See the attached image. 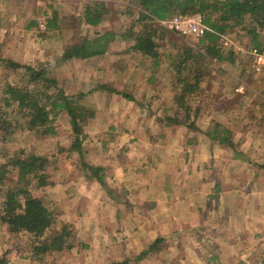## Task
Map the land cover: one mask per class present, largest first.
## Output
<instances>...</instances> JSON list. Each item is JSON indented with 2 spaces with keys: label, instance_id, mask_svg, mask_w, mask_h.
<instances>
[{
  "label": "rangeland",
  "instance_id": "1",
  "mask_svg": "<svg viewBox=\"0 0 264 264\" xmlns=\"http://www.w3.org/2000/svg\"><path fill=\"white\" fill-rule=\"evenodd\" d=\"M94 4H103L106 9L102 23L97 27L81 24L79 18L83 14L82 11L86 6ZM135 11L127 0H0V124L3 127L0 129V166L5 165L8 179L4 185H0V210L3 201L2 192L9 188L11 180L16 179V171L9 165V156H20L23 153L44 157L48 161L45 166L48 183L37 186L36 181H32L28 189L32 196L40 198L54 214L55 227L60 228L65 224L69 227L67 231L75 237L70 250L40 256L33 254L34 239L31 236L21 233L9 234L7 228L0 225V258H5L7 264L72 263V254L76 252L75 257H78V253H85L87 250L82 248L81 244L89 241L87 234L78 235L75 225L72 224V221L80 222L82 209L88 214L85 218L87 221H93L92 217L100 216L101 232L92 234L94 243L118 242L119 238L104 229L105 226L110 225L115 228L110 220V208L106 207L100 215V207L106 197L116 202L120 208L136 211L151 210L150 214H140L141 219H138L142 220L143 224H149L148 221L155 225L163 222L166 226L165 222L169 221L171 216V201L163 208L165 215L160 208L163 217L154 215L153 210L159 208L158 202L151 200L154 195H158L155 192L158 186L154 180L157 182L156 179L161 178L169 181L173 165L176 168L178 163L177 169L186 172L183 158L186 153L175 149L183 147L188 138H193L189 132L192 130L187 129V125L194 123L193 128L196 133L200 130L212 132L214 125L219 123L232 132V141L235 144V138L241 129L250 131L254 128L248 120L255 115L254 112L264 114V72L252 74L249 57L244 55L241 58L234 49H222L223 61L208 55L198 57L195 66L190 67L200 72L201 77L197 91L186 98V101H189V111L172 106V102L182 94V85H179L171 67L174 61H170L168 57H174L173 60L176 62L177 57L182 55L184 47H191L204 53L203 44L200 43V39L195 41L175 31L157 27V35L154 39L164 58H159L157 65L150 59H142V56L132 49L133 42L123 40L121 37L130 36L129 29L137 18ZM54 13L58 16L56 30L48 29L46 25L47 20L51 19ZM248 23L247 19L226 31V35L230 36L234 43L237 42V48L244 47L246 50L253 48L250 35H246L244 29ZM138 30L139 26L132 31ZM107 32L113 34L107 49L108 53H111L110 56L106 55L107 57H102L99 61L94 57L87 60H62L61 55L67 47ZM260 41L264 44V31ZM5 60L15 62L22 67L43 68L47 77L57 82L58 87L49 91L51 95L57 93L59 88L65 95L77 100L76 110L81 131L78 140L81 142L83 152L81 159L75 152H69L75 135L70 123L71 118L66 112L57 111L56 116L52 117L51 126L54 135H40L26 129L24 119L15 107L5 106L8 98L5 94V86H23L27 77L23 69L15 71L8 69ZM188 69L189 67L183 70L182 77L189 76ZM192 78L191 75V80ZM240 85L245 89L242 93H237L236 89ZM116 92L131 96L140 106L121 100L120 94ZM197 110L198 115L194 117V112ZM126 112L130 114L129 117L127 114V117L120 115ZM134 112L137 117H132ZM169 116L178 118L181 125L169 124L165 120ZM241 116L248 121L242 120ZM123 130H126L124 134ZM148 131L150 133H147ZM90 144L92 147L110 149V153L104 154L106 156L104 159L110 164L114 160L112 158L122 149L121 154L127 157L132 168L126 175L130 185L107 183L112 194L109 197L106 190L98 184L82 183L83 181L80 180L82 176L79 174L82 171L80 163L81 160L86 163L84 154L86 155V148ZM199 145L203 149L208 147V143L204 142H200ZM225 150L217 153L216 159L210 160L205 154L204 158L207 162H204V165H210L211 161V167H208L206 173L202 170L196 171L198 182L205 176L209 177V181L202 186L204 188L208 184L211 186V196H214L217 190L220 191L221 183L218 184V181L230 174L233 175L228 163L221 171V166L218 165L220 162L214 164L212 162L221 159L232 162L234 157H238L234 154V149ZM262 161L264 162L263 159ZM248 171L250 172L249 169ZM242 172L246 170L243 169ZM214 184L217 186L212 189ZM141 188L142 190L145 188L141 196L140 193H134L136 189L141 190ZM83 195L90 196L91 199L87 201ZM202 197L195 199V208L204 205ZM206 205L210 214L207 212L205 222L200 223L201 227L197 226L189 231L191 238L187 236L188 238L176 239L175 236H171L162 244H158L155 251L165 253L162 256L165 258L178 255L182 260L189 259L188 264H228L226 261L230 259L229 257L235 256L232 249H235L236 245L233 239L235 232L226 230L225 228L229 227H225L215 215L213 209L218 205L215 198L206 201ZM133 212H128L126 216L133 215ZM179 212L184 213L182 209ZM129 218L125 224L130 227L132 223L129 222ZM147 226L144 225V228L146 229ZM168 227L173 228L168 231L171 233L174 227L172 225ZM129 230H126L128 235L131 234ZM159 231L157 230L155 234ZM146 232L151 234H147L149 237L154 238L155 234L152 230ZM239 236L240 233H237L235 238ZM156 240L157 238L153 243ZM67 242H70L69 238ZM179 244L182 246L181 249L175 247ZM241 245L242 249L238 252H241L240 257L243 261L232 264H257L264 260V244L257 246L256 239L252 241L246 239ZM137 257L138 253L131 255L130 258H126L129 262L125 263L144 261L145 264H152L150 258L145 259L146 256L140 259Z\"/></svg>",
  "mask_w": 264,
  "mask_h": 264
},
{
  "label": "trees",
  "instance_id": "2",
  "mask_svg": "<svg viewBox=\"0 0 264 264\" xmlns=\"http://www.w3.org/2000/svg\"><path fill=\"white\" fill-rule=\"evenodd\" d=\"M137 12V18L133 26L129 29L130 36L122 35L123 40L133 42L132 49L138 52L144 59H150L157 65L159 58L163 57L159 52V46L155 41L157 27H161L157 21H164L177 15H199L201 22L210 27L215 33L205 32L200 38L203 44V52L191 47L182 48L183 53L175 60L170 58L171 67L179 85H182L181 95L176 101L172 102L179 109L189 111V101H186L188 95L195 93L198 89L201 73L192 70L196 59L200 56L208 55L223 61L221 56L220 37L218 35L226 34V31L244 21L249 20L245 27L246 35H250V42L253 48L259 52L264 51V44L260 41V36L264 31V0H127ZM106 9L103 4H94L86 6L83 14L79 18L81 24L91 27H97L103 21ZM58 16L53 14L51 19L47 20V28L56 30ZM139 26V30L132 31ZM157 28V29H156ZM163 28V27H161ZM113 38L111 32L98 35L89 40H82L79 44H73L67 47L61 58L63 61L87 60L93 57H99L106 53L110 41ZM7 68L15 71L23 69L27 75L26 84L23 86L7 85L5 94L7 95L5 106L15 107L26 124V129L35 131L40 135H54L51 126L52 117L55 112L64 111L71 118V127L75 139L69 148V152H75L79 158L83 157L81 142L78 140L80 134L79 117L77 114V100L64 94L59 88L57 93L51 95V88L58 86L56 80L49 79L43 68L22 67L19 64L5 60ZM189 67V76L182 77L183 70ZM192 71V72H191ZM252 74L253 71L251 70ZM192 75V80H191ZM126 100H133L131 96L119 93ZM55 98V99H54ZM54 99V100H53ZM198 110L194 112L197 117ZM169 124L181 125L178 118L174 116L166 117ZM193 124H188L187 129L194 130ZM0 124V129L3 127ZM192 128V129H191ZM206 135L212 141L219 145L234 149L235 144L232 141V132L221 124L214 125V131H207ZM23 155V156H21ZM9 156V165L16 171L15 181L11 180L9 188L2 193L3 201L0 210V225L7 228L9 234H27L34 239L32 247L33 254L45 256L51 252L68 251L73 246L74 236L67 231V225L60 228L55 227V216L42 202L40 198L34 197L29 191L32 181H36L37 186H44L48 183L45 173V166L48 163L46 158L36 155ZM82 169L80 175L85 180L94 181L111 197V191L105 181V170L99 166H92L84 161L80 163ZM79 168V169H80ZM77 170V169H76ZM78 171V170H77ZM5 165L0 166V185L8 180ZM70 242H67V240ZM162 239H157L146 251L138 255V259L155 251ZM67 242V244H66ZM0 264H7L5 258H0ZM123 264H126L123 262Z\"/></svg>",
  "mask_w": 264,
  "mask_h": 264
},
{
  "label": "crops",
  "instance_id": "3",
  "mask_svg": "<svg viewBox=\"0 0 264 264\" xmlns=\"http://www.w3.org/2000/svg\"><path fill=\"white\" fill-rule=\"evenodd\" d=\"M108 52L109 51H107L105 55L103 54L102 56L94 57V59L99 61V59H102V57L110 56L111 53L109 54ZM142 59L144 58L142 57ZM119 96L121 100H125L127 103H136L138 106H140L134 100H126L122 95ZM126 114L128 115V117L130 116V114L127 112L121 113L120 115L122 117H125ZM254 114V116L248 119L252 124L251 127L254 126V128L250 131H245L241 129L239 135L235 138L234 154L236 156L238 155V157H234L235 160L233 159L232 162L231 160L224 159H221L220 161H212L213 164L214 162H220L218 165L221 166V171L226 168V164L228 163V167H231L230 170H232L233 172V175L230 174V176L228 177H223L221 181L217 182L218 184L221 183V188L220 191L217 190V193L214 194V196H211L212 190L209 184L208 186H206V188L202 186V184L207 183L209 181V177L205 176L204 179L198 182L196 180V171L202 170L204 171V173H206L207 170H209L208 167H211V161L209 163L210 165H204V162H207V159L205 160L204 158L205 154L210 160L216 159V154L221 151H226L225 149H228V147L221 146L217 142L209 139L206 136V132L204 130H200L196 133L195 130L189 131L193 138H188V140H186V142L184 143L183 147L178 148L175 146V151H185L184 153H186L183 157L185 159L184 164L186 165V172H183V169H177L179 164L178 163L176 168L175 165H173L169 181L162 180L161 178H157V182L154 180V183H156V186H158V189L155 190L158 195H154L151 200L157 201V206L159 207L153 210L154 215H162L161 217H163V208L169 205V202L171 201V216L169 218V221L165 222L166 226H164L163 222H160V224L155 225V223L153 224V222L148 221L149 224H143L141 223L142 220L140 221L138 219H141L140 214H150L151 210L136 211L134 209L129 210L126 208H120L116 202L109 200L106 197V200L101 204L100 215L103 214L106 207L110 208V220L112 221V224L115 226V228H112L110 225L105 226L104 229L105 231H107V233L111 234L112 236H115L116 238H119L118 242L108 241L106 244L94 243L92 241L91 236L93 233L101 232V230L99 229L100 216L95 218L92 217L93 221H87L85 218L88 216V214L86 210L82 209V213L80 211V222L76 223L72 221V224L75 225L76 232L78 235L82 233L87 234L89 241L84 242L85 244H81V247L86 249L87 251L85 253H82L80 250L79 252L81 253H78V257H75V252L74 254H72V263L66 264H123V262L128 263L129 259L126 258H130L131 255L137 253L139 255L140 253L146 251L147 248L153 243L154 239L156 238L162 239V243L165 242V240H167V238L171 236H175L176 239L183 237L188 238L187 236H190L191 238L189 231H192L197 226L201 227L200 223L205 222L208 212L206 201H210V199L212 198H215L218 204L217 208L213 209L215 215L220 218L222 224L225 227H229L225 229L228 231H234L235 236L237 235V233H240L239 238H235V236L233 238L235 239L234 243H236L235 249L232 248L235 256L233 258L229 257L230 259L226 261V263L232 264L243 259L240 257L241 252H238V250L242 249L241 242H244L246 239L250 241L256 239L257 246H263L264 162L262 161V159L264 160V114L258 112H254ZM132 117H137V114L134 112ZM241 117L242 120L246 122L248 121L244 118V116ZM125 131L126 130H123V134ZM147 133L150 132L148 131ZM199 137H202V139ZM200 142L208 143L207 149L200 148ZM107 152L110 153V149L96 148L92 147L90 144L89 147L86 148V155L84 154V159L89 165L104 168L106 183L111 185H130V182H127L126 175L131 172L132 168L131 165H129V160L126 159L127 157L121 154L123 153L122 149L117 152L118 154L112 158L115 161L113 160L111 164L108 163L106 159H104L106 157L104 154H107ZM201 153L202 155L200 156ZM186 158L188 159L186 160ZM243 169H245L246 172H242ZM248 169L250 170V172L248 171ZM157 170L155 171L156 173ZM80 180H82L83 182H81L85 183L86 185L90 183H96L94 181L89 182L83 177ZM138 184H140L139 180ZM161 185L163 186L160 187ZM216 186L217 184H214L212 189H214ZM126 189H128L130 193L129 188L127 187ZM144 190L145 188L143 190L142 188L141 190L136 189L134 193H140L139 196H141ZM83 197L87 201L91 199V197L87 195H83ZM200 197H202L201 200H204V205H199V208H195L194 201L196 198ZM160 208L162 209L163 214L160 213ZM181 209L184 212L183 214L182 212H179L181 211ZM132 211H134V216L130 215V218L127 217V213H131ZM208 214H210V211L208 212ZM65 216L67 215L65 214ZM128 218L129 222L132 223V225H130L131 228L125 224ZM184 224H187L188 226H183ZM144 225H148L146 229L144 228ZM170 225L174 227V230L171 231V233H168V231L173 229L168 227ZM158 226L159 228H157ZM127 229H130L129 233L131 234L128 235V233H126ZM161 229H163V231H161ZM147 230H152V233L154 234L157 233V230L160 231L158 234H155L153 238V236L149 237L147 235H151L150 233L146 232ZM227 238L229 237L227 236ZM175 247L179 249L182 248L180 244L178 246L176 245ZM164 254L165 253H163L162 251L158 253L157 251H153V253L151 252L147 254L145 259L150 258L152 264H188L187 260L189 259L182 260V258L178 255H176L175 257L170 256V258H165L162 257L164 256ZM183 261L186 262L183 263ZM221 263H223L222 260ZM130 264L145 263L144 261H140L139 263L134 262ZM257 264H264V260L258 262Z\"/></svg>",
  "mask_w": 264,
  "mask_h": 264
},
{
  "label": "built area",
  "instance_id": "4",
  "mask_svg": "<svg viewBox=\"0 0 264 264\" xmlns=\"http://www.w3.org/2000/svg\"><path fill=\"white\" fill-rule=\"evenodd\" d=\"M157 23L165 28L177 32L183 37L191 38L198 41L203 33H215L210 27L205 26L201 22V17L199 15H177L171 19L164 21H157ZM220 37L221 49H234L235 53L241 58L245 55L249 57L250 68L255 74H261L264 72V51L259 52L255 48L244 47L237 48V42L234 43L232 38L226 34L218 35ZM243 86H239L236 89L237 93L243 92Z\"/></svg>",
  "mask_w": 264,
  "mask_h": 264
}]
</instances>
